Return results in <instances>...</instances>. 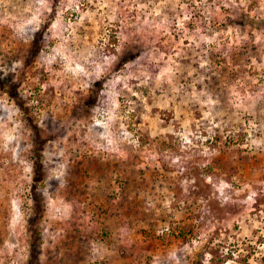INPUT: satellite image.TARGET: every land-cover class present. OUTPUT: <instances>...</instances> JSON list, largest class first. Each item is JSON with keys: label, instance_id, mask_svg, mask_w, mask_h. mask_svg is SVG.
Wrapping results in <instances>:
<instances>
[{"label": "rangeland", "instance_id": "rangeland-1", "mask_svg": "<svg viewBox=\"0 0 264 264\" xmlns=\"http://www.w3.org/2000/svg\"><path fill=\"white\" fill-rule=\"evenodd\" d=\"M32 240L31 264H264V0H0V264Z\"/></svg>", "mask_w": 264, "mask_h": 264}, {"label": "trees", "instance_id": "trees-1", "mask_svg": "<svg viewBox=\"0 0 264 264\" xmlns=\"http://www.w3.org/2000/svg\"><path fill=\"white\" fill-rule=\"evenodd\" d=\"M13 94L14 95H12V96L16 97V95H17L16 89H15ZM34 131H35L36 138L39 141H41L40 137H39V133H38L37 127L35 125H34ZM37 146L39 147V144ZM36 150H37V148H36ZM39 156H40V154L36 153L35 160H34L33 165H32V168H33V182H32L31 187H32V192H33L32 199H33L34 214L35 215H38V214H40L42 212V209H41V206H40V199H39V196L36 193L37 183L42 177V168H41ZM32 232H33V230H32ZM35 246H36V241L32 240V242H31L30 264L33 262V258H34V255H35Z\"/></svg>", "mask_w": 264, "mask_h": 264}]
</instances>
